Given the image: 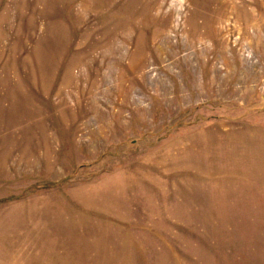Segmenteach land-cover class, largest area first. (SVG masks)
<instances>
[{
	"label": "rangeland",
	"instance_id": "374dc122",
	"mask_svg": "<svg viewBox=\"0 0 264 264\" xmlns=\"http://www.w3.org/2000/svg\"><path fill=\"white\" fill-rule=\"evenodd\" d=\"M0 264H264V0H0Z\"/></svg>",
	"mask_w": 264,
	"mask_h": 264
}]
</instances>
